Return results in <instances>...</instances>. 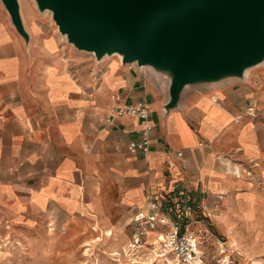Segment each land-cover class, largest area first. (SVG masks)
Segmentation results:
<instances>
[{"label":"crops","instance_id":"crops-1","mask_svg":"<svg viewBox=\"0 0 264 264\" xmlns=\"http://www.w3.org/2000/svg\"><path fill=\"white\" fill-rule=\"evenodd\" d=\"M20 4L25 24L34 25V0ZM11 26L0 8V209L24 215L62 202L69 212L94 213L107 222L112 209L118 217L144 206L151 213V200H185L207 210L226 200L233 208H252L255 215L259 189L251 175L234 171L236 165L251 166L264 175L257 117H244L240 127L233 124L235 110L241 113L249 101L248 90L189 88L180 107L165 115L167 83L118 59L115 72L110 74L111 64L107 77L87 94L90 79H75L58 57L40 61L25 55V41ZM45 39L40 45L31 41L33 53H50ZM114 93L121 94L120 103L149 104L150 152L128 149L142 139L140 119L100 122L116 105ZM241 99L245 104L237 108ZM228 135L236 137V148L225 154L221 141ZM207 140H216L214 146L204 145Z\"/></svg>","mask_w":264,"mask_h":264},{"label":"rangeland","instance_id":"rangeland-1","mask_svg":"<svg viewBox=\"0 0 264 264\" xmlns=\"http://www.w3.org/2000/svg\"><path fill=\"white\" fill-rule=\"evenodd\" d=\"M0 8L7 17L1 3ZM36 11L35 24L27 22L26 27L35 45L48 38L44 40V47L50 53H33L30 49L25 55L39 56L40 61L60 58L64 71L75 79H90L91 84L84 89L87 94L100 84L102 75L109 73L107 69L111 64L110 74L115 72L117 56L106 57L99 63L94 54L79 51L67 42L49 11ZM23 12L26 17L25 7ZM247 81L220 88H244L248 90L245 99L257 102L258 117L253 122L261 141V162H264V63L250 69ZM245 99L236 102L237 108L245 104ZM237 114L235 110L234 119ZM244 123L243 119L233 121L237 127ZM236 134L238 132L233 135ZM229 136L221 141L227 150L225 154L236 148V137ZM215 141H204V145L214 146ZM238 169L243 178L251 175L259 189L260 201L254 208L255 215L252 208H233L226 200L210 210L191 205L192 209L184 213L180 224L183 233L193 232L198 238L200 254L192 259L184 260L158 249V235L169 231L171 224H161L158 218L151 220L147 206L136 214L127 211L119 217L112 209V219L102 222L94 213L77 215L64 209V203L54 202L48 208L24 215L0 209V264H264V175L251 166L236 165L234 171ZM139 213L145 217L138 219Z\"/></svg>","mask_w":264,"mask_h":264},{"label":"water","instance_id":"water-1","mask_svg":"<svg viewBox=\"0 0 264 264\" xmlns=\"http://www.w3.org/2000/svg\"><path fill=\"white\" fill-rule=\"evenodd\" d=\"M30 51L20 0H1ZM60 33L100 63L120 55L168 85L164 114L189 88L247 82L264 63V0H34Z\"/></svg>","mask_w":264,"mask_h":264},{"label":"built area","instance_id":"built-area-1","mask_svg":"<svg viewBox=\"0 0 264 264\" xmlns=\"http://www.w3.org/2000/svg\"><path fill=\"white\" fill-rule=\"evenodd\" d=\"M116 105H113L109 114L100 117V122L112 123L116 118L128 116L140 119L145 123L143 130V136L140 140H134L129 143L128 149L131 153H148L151 150V139L149 136L152 126L149 124L150 117V106L146 102L138 103H120L122 96L120 93H114L112 95ZM244 117H258L257 102L249 100L243 109V114L239 113L235 117V120L239 122ZM178 156H182V152H178ZM192 204L185 200H181L174 203H159L156 200H151L148 204L149 210L151 211V220L159 219L161 224H171L169 231L158 235L159 246L158 249L164 250L167 253H173L177 257L184 260H189L200 254L199 241L195 233L193 232H182L180 221L183 220V215L188 212V209H192ZM143 213L137 215L138 219L144 218ZM177 218L173 220L172 218ZM154 226V224H152Z\"/></svg>","mask_w":264,"mask_h":264},{"label":"bare ground","instance_id":"bare-ground-1","mask_svg":"<svg viewBox=\"0 0 264 264\" xmlns=\"http://www.w3.org/2000/svg\"><path fill=\"white\" fill-rule=\"evenodd\" d=\"M64 37H66V36H64ZM114 56H117L118 57V59H119V61H120V55L118 54V53H116V54H114V55H112V56H106V57H114ZM106 57L104 58V60L106 59ZM103 60V61H104ZM120 63H121V61H120ZM249 69L246 71V75H247V77H248V75H249Z\"/></svg>","mask_w":264,"mask_h":264}]
</instances>
